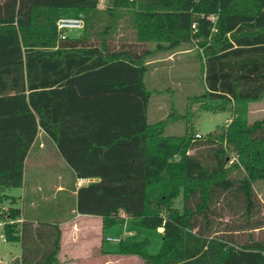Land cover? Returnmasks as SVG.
Segmentation results:
<instances>
[{
    "label": "trees",
    "instance_id": "1",
    "mask_svg": "<svg viewBox=\"0 0 264 264\" xmlns=\"http://www.w3.org/2000/svg\"><path fill=\"white\" fill-rule=\"evenodd\" d=\"M99 2L0 0V203L23 186L25 159L43 134L76 178L96 179L72 187L75 213L99 216L103 230L126 220L162 228L156 254L147 239H120L117 254L142 264H264V204L254 188L264 180V117L248 120L249 104L264 99V24L249 25L264 0ZM64 8L79 10L84 27L60 40ZM194 39L204 89L187 98L184 133H164L172 113L115 129L118 105L98 95L147 102V58ZM203 111L230 118L196 137L192 120ZM2 214L3 237L20 244V256L0 264H60L59 220L25 218L12 206Z\"/></svg>",
    "mask_w": 264,
    "mask_h": 264
},
{
    "label": "rangeland",
    "instance_id": "2",
    "mask_svg": "<svg viewBox=\"0 0 264 264\" xmlns=\"http://www.w3.org/2000/svg\"><path fill=\"white\" fill-rule=\"evenodd\" d=\"M105 0H101L102 6ZM66 8L61 10V15L72 16L71 10ZM264 24V12L260 18L250 26ZM81 30H73L68 36H79ZM199 43L196 39L186 44L187 50H181L174 54L168 52H155L153 57L147 58L148 70L145 78L146 87L150 91V97L146 102L136 94L121 93L111 100L118 101L117 114L115 116V129H131L132 125L139 123V115L143 120L149 122L157 121L167 117L169 113L174 116L166 128L165 134L180 135L184 133L185 121L180 119L187 109V98L200 94L203 89L201 75V62L198 55ZM150 49L154 44H149ZM87 81L82 82V89L87 87ZM80 91V90H78ZM82 98L75 95L74 104H82ZM111 109V107H110ZM264 117V99L249 104L248 120L252 122ZM230 118V112H199L197 117L192 120L193 130L201 135L213 131L216 127L224 124ZM79 169L86 171L89 163L82 160ZM79 180L74 174L73 164L65 156L59 154L57 148L51 141L40 134L33 143L26 159L24 167L23 186L11 188L5 192L9 195L0 203V262L8 263L10 260L20 256V244L18 242L6 241L2 234L3 224L7 218L2 213L10 206L22 210V215L26 217L42 220H59L73 216V206L75 203V193L72 187H76ZM82 183H85L84 181ZM61 185L62 190L56 187ZM84 185V184H83ZM255 191L260 195L264 204V180L257 182ZM14 200H12V198ZM176 206L181 207V198H177ZM93 217V218H91ZM88 218H76L77 224L85 221L89 224L90 234L85 238L91 244L96 238L93 234V224L96 216ZM70 219L62 223L61 227H69ZM95 232V231H94ZM162 228L149 229L135 227L129 220L123 223H115L106 226L103 230L105 237L138 241L147 239V251L149 254H156L161 246ZM102 237V241H103ZM105 250L118 251L119 243L115 241H105ZM109 264H142V259L135 255H121L118 259Z\"/></svg>",
    "mask_w": 264,
    "mask_h": 264
},
{
    "label": "crops",
    "instance_id": "3",
    "mask_svg": "<svg viewBox=\"0 0 264 264\" xmlns=\"http://www.w3.org/2000/svg\"><path fill=\"white\" fill-rule=\"evenodd\" d=\"M70 12L72 13V16H66V15H61V16H64V17L81 16V12L79 10H77V15L74 10H71ZM148 62L146 63L149 64ZM117 95L119 94L116 92L106 93L105 95L99 94L98 98L101 100L103 99L107 102L109 100L112 101L111 100L112 96L115 97ZM112 103H114L115 105H119L118 101L116 102L114 101V99ZM114 120L115 118L113 117L112 122H114ZM76 179L79 180L76 188L79 187L80 185H83V184L85 185L91 181L96 180L94 178H76ZM83 181L85 183H82ZM56 188L60 189L62 188V186L58 185ZM74 193L76 192L74 191ZM257 195L261 199L258 193ZM261 201L263 202L262 199ZM91 216L92 215H81L79 213H75L73 210V216H71L70 218L64 219L62 222H60V225H63L62 223H65V221L74 219V221H72L71 223L70 222L67 223L69 224V227L67 228H64L63 226L61 227L62 228L61 250L58 255L60 264H109V262L114 261L118 259L119 257H121V255L117 254L116 251L110 252V251L105 250L104 245H103L105 240L102 241V237H104V239L106 237L103 235L102 221L99 216L95 217L94 224L92 227L93 228L92 233L95 234V236H97L98 238H96V240L94 239L91 242V244H89V242L85 238L86 234H90L88 233L90 230L89 224H87L85 221L83 222L81 221L80 224H77L78 222H76V218H88Z\"/></svg>",
    "mask_w": 264,
    "mask_h": 264
},
{
    "label": "built area",
    "instance_id": "4",
    "mask_svg": "<svg viewBox=\"0 0 264 264\" xmlns=\"http://www.w3.org/2000/svg\"><path fill=\"white\" fill-rule=\"evenodd\" d=\"M99 6H102L101 0L99 2ZM83 27H84V20H83L82 15L78 16V17L61 16L57 20L58 38L60 40H64L67 38L69 32H71L73 30H82ZM196 137H200V134L197 133ZM106 240L118 242L120 239L112 238V237H106Z\"/></svg>",
    "mask_w": 264,
    "mask_h": 264
}]
</instances>
